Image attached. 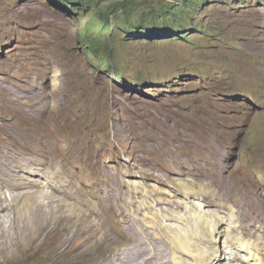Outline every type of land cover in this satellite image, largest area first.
<instances>
[{
  "label": "rangeland",
  "instance_id": "rangeland-1",
  "mask_svg": "<svg viewBox=\"0 0 264 264\" xmlns=\"http://www.w3.org/2000/svg\"><path fill=\"white\" fill-rule=\"evenodd\" d=\"M173 1L134 0L131 20L165 16L164 6ZM198 2L180 34L157 40L139 29L130 36L114 22L108 40L97 37L104 53L107 42L112 46L106 67L79 40L97 8L67 15L48 0H0V133L6 139L0 194L9 200L5 212L0 209V264H104L111 256L125 264L123 249L136 244L117 245L126 224L122 210L146 225L140 242L149 240L144 249L163 253L162 262L174 264L165 239L172 229L203 237L202 250L211 247L208 219L225 231L219 262L249 264L247 249L231 239L245 229L253 232L248 240L264 239V0ZM2 87L19 94L17 101ZM182 183L193 193L202 186V195L186 198ZM48 201L92 221L102 246L59 253L43 243L26 251L36 224L24 232L20 217L27 204ZM190 202L203 205L197 223ZM56 207L29 214L52 218L60 212ZM154 214L166 236L150 224ZM201 225L211 235L200 232ZM186 255L182 261L190 264Z\"/></svg>",
  "mask_w": 264,
  "mask_h": 264
},
{
  "label": "bare ground",
  "instance_id": "bare-ground-1",
  "mask_svg": "<svg viewBox=\"0 0 264 264\" xmlns=\"http://www.w3.org/2000/svg\"><path fill=\"white\" fill-rule=\"evenodd\" d=\"M4 79V78H3ZM2 80V79H1ZM0 80V81H1ZM3 82V81H2ZM5 83V82H4ZM4 85V84H3ZM3 88V87H2ZM5 88H7V87H5ZM4 89V88H3ZM8 89V88H7ZM5 90V89H4ZM3 90V91H4ZM5 92H6V90H5ZM17 92V91H16ZM4 93V92H3ZM6 94H8L9 96H11V97H14V99H15V102L17 101L16 100V98L15 97H17L16 96V94L14 93V92H12L11 90L10 91H7L6 92ZM2 95V94H1ZM8 95H7V97H8ZM17 95H19V94H17ZM21 95V94H20ZM27 96V95H26ZM4 97V96H3ZM21 97V96H20ZM27 98H29V97H27ZM30 99V98H29ZM21 100V99H20ZM26 100V99H25ZM32 100V99H31ZM30 101V100H29ZM7 102H8V98H7ZM19 102V101H18ZM22 102H23V100H21V104H22ZM32 102V101H31ZM24 103H25V101H24ZM27 103V102H26ZM11 104V103H10ZM17 104L15 103L14 104V106H16ZM26 105V104H25ZM6 106V105H5ZM23 107V106H22ZM21 107V108H22ZM8 108H10V107H8ZM12 108V107H11ZM19 109H20V106H19ZM17 110H18V108H17ZM27 110V109H26ZM24 111V110H23ZM13 112V111H12ZM17 112V111H16ZM28 112V111H27ZM16 125V124H15ZM9 126V125H8ZM7 130V129H6ZM33 130V129H32ZM4 131V130H3ZM5 133V132H4ZM18 133H19V131H18ZM144 133V132H143ZM142 133V134H143ZM150 133V132H149ZM141 134V135H142ZM9 135V134H8ZM149 135V134H148ZM147 136V135H146ZM5 137V136H4ZM4 137H3V135L0 133V151H3L2 150V147H3V145H6V143H5V140L6 139H4ZM13 138V137H12ZM30 138V137H29ZM35 139V138H34ZM15 140V139H14ZM8 142V141H7ZM13 143V142H12ZM7 144H10V142L9 143H7ZM31 144V143H30ZM152 144V143H151ZM32 145V144H31ZM17 146V145H16ZM5 148H6V146H4ZM20 147V146H19ZM35 147V146H34ZM9 148V147H8ZM29 148V147H28ZM147 148V147H146ZM4 149V148H3ZM10 149H11V147H10ZM34 149V148H33ZM12 150V149H11ZM18 150H19V148H18ZM148 150V149H147ZM152 150V149H151ZM14 151V150H13ZM22 151V150H21ZM30 151V150H29ZM33 151V150H32ZM34 152V151H33ZM32 152V153H33ZM40 152V151H39ZM150 152H152V151H150ZM154 152V151H153ZM152 152V153H153ZM159 152V151H158ZM21 153V152H20ZM23 153V152H22ZM42 153V152H41ZM157 153V152H156ZM177 153V152H176ZM213 153V152H212ZM5 154H7L6 152H5ZM15 154H17L16 152H15ZM147 154V153H146ZM1 155V154H0ZM2 155H4L3 153H2ZM43 155V154H42ZM150 155V154H149ZM166 155V154H165ZM8 156V155H7ZM22 156V155H21ZM30 156V155H29ZM151 156V155H150ZM155 158L154 159H156V156H157V154H155L154 153V155H153ZM192 156V155H191ZM213 156V155H212ZM152 157V156H151ZM151 157H150V160H151ZM158 158H159V155L157 156ZM162 157H163V155H162ZM5 158V157H4ZM3 158V159H4ZM144 158V157H143ZM192 158V157H191ZM1 159V158H0ZM11 159H13L14 160V155H13V158H11ZM10 159V160H11ZM7 160H8V158H7ZM26 160V159H25ZM147 160V158L145 159L144 158V160H143V162H145ZM152 160H153V158H152ZM9 161V160H8ZM142 161V160H141ZM154 161V160H153ZM156 161H158V160H156ZM19 162V161H18ZM26 162V161H25ZM9 163H12L11 161L9 162ZM15 163V162H14ZM37 163V162H36ZM146 163V162H145ZM150 163H152L151 161H150ZM5 164V163H4ZM3 164V165H4ZM8 164V163H7ZM16 164V163H15ZM20 164V163H19ZM23 164V163H22ZM26 164H27V162H26ZM149 164V163H148ZM147 164V165H148ZM154 165V164H153ZM157 165V164H156ZM16 166V165H15ZM24 166H25V164H24ZM24 166H22V167H24ZM200 166V165H199ZM4 167V166H3ZM10 168H12L11 166H9ZM17 167V166H16ZM201 167V166H200ZM5 168V167H4ZM7 168V167H6ZM15 168V167H14ZM19 168V167H18ZM34 168V167H33ZM149 168H151V167H149ZM190 168V170H191V168H193V167H189ZM202 168V167H201ZM22 169V168H21ZM20 169V170H21ZM40 169V168H39ZM187 169V168H186ZM199 169V168H198ZM11 170V169H10ZM13 170V169H12ZM150 171L152 170V168L151 169H149ZM2 171V170H1ZM0 171V172H1ZM9 171V170H8ZM17 171V170H16ZM184 171V170H183ZM189 171V170H188ZM6 172H7V169H6ZM185 172V171H184ZM190 172V171H189ZM18 173H22V171H19ZM26 173H27V171H26ZM190 173H192V172H190ZM1 174H3V173H1ZM9 174L11 175V172L9 171ZM23 174V173H22ZM15 175H16V173H15ZM1 176V175H0ZM12 176V175H11ZM10 176V177H11ZM19 176V175H18ZM7 177V176H6ZM21 177V176H20ZM11 178H13V177H11ZM17 178V177H16ZM19 178V177H18ZM17 178V179H18ZM150 178V177H149ZM4 181V180H3ZM6 181H8L7 179H6ZM12 181H16V180H12ZM184 182V181H183ZM188 183H190V182H188ZM188 183L187 184H185V183H182V189H183V191L184 192H187V196H186V198L187 197H189V196H191V192H192V195L195 197L196 195H199L200 194V192H201V190L202 189H204L202 186L199 188V186H198V188H199V190H200V192L198 191V190H195V192L196 193H193V191H194V188H193V191H191V192H189L190 190H189V188L190 187H188ZM190 185V184H189ZM20 186L21 185H18L17 184V186H15V187H13V188H15V189H19L20 188ZM180 187V186H179ZM192 188V187H191ZM190 188V189H191ZM198 188H196V189H198ZM181 189V190H182ZM192 190V189H191ZM197 191H198V193H197ZM207 191V190H206ZM148 193V192H147ZM3 194V193H2ZM2 194H0V209H1V211L3 212L5 209V207L7 206L5 203H7V204H9V200H8V198H5ZM204 194V193H203ZM209 194V193H208ZM208 194H205L206 195V197H207V195ZM5 195V194H4ZM200 195H202V194H200ZM212 196V195H211ZM203 197H205V196H203ZM198 198V197H197ZM196 198V199H197ZM201 198V197H200ZM7 199V200H6ZM13 198H11V200H12ZM160 199V198H159ZM191 199V198H190ZM58 200V199H57ZM188 199H186V201H187ZM204 200H206V199H204ZM126 201V200H125ZM156 201V200H155ZM190 201V200H189ZM19 202V201H18ZM35 202V201H34ZM49 202V201H48ZM55 203H58V205H57V207H56V205H53V201L52 202H49V204L48 205H46V204H42V203H37L36 205H34V203H32L33 205H29V204H27L26 205V207L24 208V212H25V214L24 215H22L21 217H20V221H23V227L21 228V230H23L24 232H25V228H26V230H29V228H30V225H32V223H35L36 225V227L34 228H30V231L32 230V229H35L34 231H31V233L29 234L30 235V237H28L29 239H30V242H31V244H29V245H23L22 243H21V240H18L17 241V246H19L20 244H22L24 247V249L27 251V250H31V248L30 247H33L32 245H34V246H40V245H42L43 243H50L51 245H53V248H54V250L55 251H58L59 253H64V252H67V253H78V252H83V253H88L89 252V250L92 248V246L93 245H96V247H100V246H102V243L98 240V237H97V234H96V231H95V228H94V226H93V223H92V221L90 222L89 220H88V218L87 217H83V218H79V216L77 217V216H75V215H73L74 213L73 212H71V213H68V209H66V208H64L63 207V210H62V206H64L60 201H54ZM122 202H123V200H122ZM160 202V201H159ZM10 203H15V202H10ZM36 203V202H35ZM54 203V204H55ZM189 203V202H188ZM188 203L186 202V204L188 205ZM191 203V202H190ZM198 203V204H197ZM196 204H190V205H192V206H194L193 208L195 209V213L196 214H198V216H195V220H196V223H197V221L198 220H200V219H202V213H201V207L203 206V205H201V204H199V202H197ZM202 203V202H201ZM24 204V203H23ZM126 204V203H125ZM128 204V203H127ZM158 204V203H157ZM6 205V206H5ZM15 205H16V203H15ZM15 205H13V206H15ZM113 205V204H112ZM151 205V204H150ZM153 205H155V204H153ZM177 205H179V204H177ZM181 205V204H180ZM12 206V207H13ZM18 206V205H17ZM23 206V205H22ZM45 206L46 207H49L51 210H54L53 208H51V207H53V206H55L56 207V213H58L57 211H59L60 210V212L57 214V215H55V216H53L52 218H50L49 216L48 217H46L45 219L43 218V219H41L40 217L37 219H33L31 216H30V214H29V212L30 211H32L33 210V212H34V210H36L37 211V213H38V211H42V209H44L45 208ZM58 206H59V208H58ZM74 206V205H73ZM76 206V205H75ZM115 206V205H114ZM127 206V205H126ZM189 206V205H188ZM191 206V207H192ZM20 207V206H19ZM67 207V206H66ZM70 207H72L71 205L69 206V208ZM129 207V206H128ZM179 207V206H178ZM18 208V207H17ZM116 208H117V206H116ZM121 208H123V207H121ZM152 208V207H151ZM10 209V208H9ZM21 209H22V207H21ZM50 209H48L49 210V212H52ZM75 209V208H74ZM132 209V208H131ZM149 209V208H148ZM7 210V209H6ZM14 210V209H13ZM20 210V208H18V211ZM67 211V212H65V211ZM71 210V209H70ZM117 210H118V208H117ZM120 210V209H119ZM122 210V209H121ZM120 210V211H121ZM189 210V209H188ZM10 211V210H9ZM22 211H23V209H22ZM36 211H35V213H36ZM45 211V210H44ZM44 211H42V212H44ZM72 211V210H71ZM110 211V210H109ZM115 211H116V209H115ZM123 211V213H122V215H123V217L125 218L124 219V223H122V225L123 224H125V226H124V228H123V230L122 231H120L119 233H118V237L121 239V241H120V243H122V242H127L126 244H124V245H122V244H120V243H117V245H119L122 249L123 248H125L126 246H131V244L132 243H135L136 244V246H132V248H126V249H123V251H124V253H125V259H123L124 260V263L125 264H167V262H162L163 261V259H162V257H163V253H155V255H148V253H147V251L149 250H147L146 251V249H144V248H146L148 245L147 244H149L150 242H149V240H146L145 242H143V243H141L142 242V240H144V239H140V237H143V236H145L146 235V225H141V223H138V222H132L131 221V218H130V214L127 212V210H122ZM129 211V210H128ZM5 212V211H4ZM14 212H17V209H16V211H14ZM117 212H119V211H117ZM117 212L115 213V214H117ZM203 212V211H202ZM17 213H19V212H17ZM36 213V214H37ZM47 213V212H46ZM111 213V212H110ZM136 213V212H135ZM1 214V213H0ZM20 214H21V212H20ZM23 214V213H22ZM33 214V216H34V213H32ZM119 214H121V213H119ZM137 214V213H136ZM3 215V214H2ZM1 215V216H2ZM41 215V214H40ZM118 215V214H117ZM154 215H156V214H154ZM153 215V216H154ZM232 215V214H231ZM229 216L228 217V220L231 222V221H233V218H232V216ZM0 216V217H1ZM36 216V215H35ZM37 216H39V215H37ZM194 216V215H193ZM43 217V216H42ZM81 217V216H80ZM117 217V216H116ZM171 217V216H170ZM204 217V216H203ZM56 220H55V219ZM1 219L2 218H0V222H1ZM134 219H135V217H134ZM137 219V218H136ZM135 219V220H136ZM204 219V218H203ZM207 219V218H206ZM37 220H38V222H37ZM54 220V221H53ZM134 220V221H135ZM184 220V219H183ZM192 220V219H191ZM185 221V220H184ZM207 221V223H208V225H209V227H210V229L214 232V239H212L213 241H211V242H214L212 245H211V247L209 246V248H208V246L206 245H203V246H205L207 249H204V250H202L201 249V247H200V244H202V243H199V242H202L204 239H203V237H201V238H199L200 240H202V241H200L199 239H198V237H196L194 234H192V235H190L191 233H189V231L188 232H186L184 235L182 234V233H179L178 231H173V229H172V232H171V235H167L166 234V231H164V230H162L163 229V225L159 222V219H158V217H157V215L155 216V217H152V221H150V224H153V227L154 228H157L158 229V227H160L161 228V230L162 231H164L163 233H164V235L166 236V238L165 239H168V241H169V245L168 246H170V253H171V259L172 260H170V261H173L172 263H174V264H184V260L182 261V256L183 255H185V254H187L186 256L188 257V260H190V264H224V263H220L219 262V259H220V252H222V249H219L218 247H217V245H218V242H220L221 241V238L225 235V234H223L224 232H220V230H219V228L216 226H212V221L211 220H206ZM224 220H222V223H224L223 222ZM139 222H141L140 220H139ZM155 222V223H154ZM187 222V221H186ZM199 222V221H198ZM203 222H204V220H203ZM205 223V222H204ZM2 224V223H1ZM143 224H144V222H143ZM199 224V223H198ZM206 224V223H205ZM202 226L203 225H201L200 227H199V229L201 230L200 232H203V231H205V230H207L208 231V233L210 234V230L209 229H205V230H203V228H202ZM206 226V225H205ZM32 227V226H31ZM204 227V226H203ZM208 226H206V228H207ZM168 228V227H167ZM205 228V227H204ZM213 228V229H212ZM260 229H262V228H260ZM259 229V230H260ZM153 230H155V229H153ZM191 231V230H190ZM148 232V231H147ZM197 232V231H196ZM162 233V234H163ZM198 233H199V230H198ZM2 234H4L3 232L1 233L0 232V235H2ZM28 234V233H27ZM158 235H161V233L160 232H158L157 233ZM197 234V233H196ZM209 234H207V235H209ZM143 235V236H142ZM199 235V234H198ZM203 234H201V236H202ZM211 235V234H210ZM164 236V237H165ZM200 236V235H199ZM204 236H205V234H204ZM213 236V235H212ZM212 236H210V237H212ZM249 237H253V232L250 230V229H245L244 230V233H242V235L241 236H236V237H233L232 239H231V242L233 243V246L234 245H238V248L239 249H242V248H244V249H247V251H248V255H249V258H248V260H247V262H249V264H264V239H262L260 236L259 237H257L256 238V240L255 241H251V240H248L247 238H249ZM20 238V237H19ZM28 238H27V240H28ZM228 238V240H229V237H227ZM24 239H26V238H24ZM102 240V239H101ZM140 240H141V242H140ZM198 240H199V242H198ZM23 241V240H22ZM115 242H116V240H114ZM163 241V240H162ZM205 241V240H204ZM25 242V241H24ZM114 242V243H115ZM129 242V243H128ZM155 242H157V241H155ZM158 242H159V240H158ZM164 242H166V241H164ZM159 243H161V242H159ZM167 243V242H166ZM144 244H146L147 246L146 247H144L145 245ZM154 244V243H153ZM164 244V243H163ZM203 244H204V242H203ZM144 245V246H143ZM151 245V244H150ZM21 246V245H20ZM28 246H30V247H28ZM159 246H160V244H159ZM161 246H162V244H161ZM166 246V245H165ZM16 247V246H15ZM158 247V246H157ZM157 247H155L156 249H157ZM163 247L164 246H162V249H163ZM22 248V249H23ZM225 248V247H224ZM122 249H121V251H122ZM161 248H159L158 249V251L160 250ZM162 249L160 250V251H162ZM167 249V248H166ZM120 251V252H121ZM152 251V250H151ZM150 252V251H149ZM163 252V251H162ZM165 252V251H164ZM168 253V252H167ZM170 253H168V254H166V255H170ZM116 254V253H115ZM120 254V253H119ZM118 255V254H117ZM230 255V254H229ZM232 256V255H231ZM235 256V255H234ZM121 256H119V258H120ZM186 257V258H187ZM236 257V256H235ZM238 257V256H237ZM115 258H116V256H114V257H108V259H106V261H105V263L104 264H115L116 262H114V260H115ZM119 258H117V260L119 259ZM168 258V256L166 257V259ZM93 259H95V258H93ZM166 259L164 258V260L166 261ZM169 259H170V257H169ZM169 259H167V261L169 260ZM184 259V258H183ZM228 259V258H227ZM243 259V258H242ZM141 260V262H139ZM231 260H235V258H232ZM120 261V260H119ZM221 261V260H220ZM224 262L226 261V259L225 260H223ZM237 261V260H236ZM222 262V261H221ZM121 263V262H120ZM119 263V264H120ZM227 263V262H226ZM123 264V263H122ZM169 264V263H168Z\"/></svg>",
  "mask_w": 264,
  "mask_h": 264
},
{
  "label": "trees",
  "instance_id": "trees-1",
  "mask_svg": "<svg viewBox=\"0 0 264 264\" xmlns=\"http://www.w3.org/2000/svg\"><path fill=\"white\" fill-rule=\"evenodd\" d=\"M195 1L174 0L173 3L164 6L167 12L165 16H159L152 20L142 17L134 22L131 20L133 14L130 7L134 4V0H48V3L67 15L75 14L78 11L77 8L85 7L87 10L90 7L97 8L99 11L97 17L87 19L86 26L89 29L87 28L85 32L80 34L79 40L85 46L87 54L101 60L104 66L110 67V60L107 57L111 54L112 46L107 42L106 52L104 53L102 48L97 45V37L103 35L104 39L108 40L106 34L109 33L114 22L117 30H123L124 33L130 34V36L133 32L132 29H139L138 31H141V33H147V37L157 40L166 35L180 34L184 30L183 23L192 20L193 12L196 11L199 5V2L195 4ZM122 17L124 20L121 19ZM115 74L120 76L118 70H115Z\"/></svg>",
  "mask_w": 264,
  "mask_h": 264
}]
</instances>
